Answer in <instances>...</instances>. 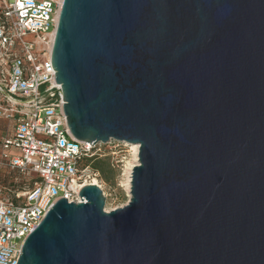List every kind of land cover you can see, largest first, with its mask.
<instances>
[{
    "label": "water",
    "instance_id": "obj_1",
    "mask_svg": "<svg viewBox=\"0 0 264 264\" xmlns=\"http://www.w3.org/2000/svg\"><path fill=\"white\" fill-rule=\"evenodd\" d=\"M51 64L71 135L138 164L125 206L61 198L16 264H264V0H63Z\"/></svg>",
    "mask_w": 264,
    "mask_h": 264
},
{
    "label": "built area",
    "instance_id": "obj_2",
    "mask_svg": "<svg viewBox=\"0 0 264 264\" xmlns=\"http://www.w3.org/2000/svg\"><path fill=\"white\" fill-rule=\"evenodd\" d=\"M62 1L0 0V121L10 122L0 138V166L32 175L12 198L0 199V264L17 263L23 242L54 203L84 202L86 179L100 178L86 164L100 144L71 135L51 64Z\"/></svg>",
    "mask_w": 264,
    "mask_h": 264
},
{
    "label": "rangeland",
    "instance_id": "obj_3",
    "mask_svg": "<svg viewBox=\"0 0 264 264\" xmlns=\"http://www.w3.org/2000/svg\"><path fill=\"white\" fill-rule=\"evenodd\" d=\"M10 122L0 121V138L9 134ZM131 146L126 143H112L96 146L95 153L97 155L94 164H103L112 169L110 183L106 184L99 177H91L86 179V183L92 184L93 180L98 182V187L105 198V212L113 211L117 208L125 206L129 202V197L126 190V163L135 165V160L132 157ZM138 162V158H137ZM88 161L86 162V164ZM92 166V168H93ZM136 166V165H135ZM134 166V167H135ZM132 172V170H131ZM33 177H36L33 175ZM28 177L21 176L15 170H9L0 166V199L12 198L16 192L15 186L23 181H27ZM15 185V186H14ZM130 189V188H129Z\"/></svg>",
    "mask_w": 264,
    "mask_h": 264
},
{
    "label": "trees",
    "instance_id": "obj_4",
    "mask_svg": "<svg viewBox=\"0 0 264 264\" xmlns=\"http://www.w3.org/2000/svg\"><path fill=\"white\" fill-rule=\"evenodd\" d=\"M95 160H96V158L88 161V162L91 161V168H92ZM92 169L100 174L101 179L103 180L104 183H106V184L110 183V176L109 175L111 174L112 169L109 166H106L103 164H95ZM21 176H23V178H25V175H21ZM31 176L32 175H29V176L26 175V177H28V180L30 179ZM28 180L19 183L17 186L14 185L16 188V191H20L21 189H23L24 185L27 184Z\"/></svg>",
    "mask_w": 264,
    "mask_h": 264
},
{
    "label": "bare ground",
    "instance_id": "obj_5",
    "mask_svg": "<svg viewBox=\"0 0 264 264\" xmlns=\"http://www.w3.org/2000/svg\"><path fill=\"white\" fill-rule=\"evenodd\" d=\"M131 146V152H132V157L133 159L135 160V165L138 164L137 162V155H138V146L137 145H129ZM135 165H131L129 162L126 163V176H127V181H126V190H127V193H129L130 191V177H131V170L134 168ZM92 184L94 185H98V182L96 180H93ZM128 197L130 198V195L128 194Z\"/></svg>",
    "mask_w": 264,
    "mask_h": 264
}]
</instances>
